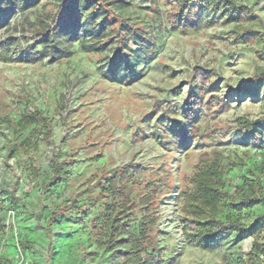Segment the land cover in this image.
Instances as JSON below:
<instances>
[{
  "label": "rangeland",
  "instance_id": "1",
  "mask_svg": "<svg viewBox=\"0 0 264 264\" xmlns=\"http://www.w3.org/2000/svg\"><path fill=\"white\" fill-rule=\"evenodd\" d=\"M234 1L249 9L250 21L224 23L201 8L194 25L172 28L168 15L179 9L178 0H118L111 6L114 13L142 33L145 42L140 47L128 39L130 64H119L113 72L108 63L116 52L115 38L99 52H88L79 43L82 30L76 36L68 30L61 51L43 54L40 46L29 47L31 30L49 22L53 0L25 9L17 5L2 19L0 264H10L13 253V245L1 248L8 210L15 213L18 243L31 264H112L101 259L91 229V222L102 216V203L90 209L83 222L78 214L55 221L50 215L72 199L79 207L86 204L99 192L103 177L126 164L132 168L123 181L139 179L138 194L147 183L159 188L149 212L156 223L155 239L170 264H264V254L259 262L249 255L253 243L264 244V223L249 235L232 233L210 250L182 234L180 193L193 189L190 179L202 157L219 160L225 192L231 195L246 182L261 199L240 210L224 204L221 218L228 216L245 226L264 218V145L256 146L236 128L238 118L264 115V86L250 85L247 94L241 90L264 70V0ZM196 16L194 10L190 19ZM249 29L259 33L256 42L236 35ZM196 67L207 70L211 78L194 79ZM190 85H201L202 98L191 99L193 108L187 114L192 120L186 122L194 133L180 143L172 136L173 127L186 124L181 113ZM211 97L226 106H217ZM24 109L41 111L49 119V137L18 130ZM27 137L31 145L24 149L20 142ZM54 153L70 166L64 181L49 187Z\"/></svg>",
  "mask_w": 264,
  "mask_h": 264
},
{
  "label": "trees",
  "instance_id": "2",
  "mask_svg": "<svg viewBox=\"0 0 264 264\" xmlns=\"http://www.w3.org/2000/svg\"><path fill=\"white\" fill-rule=\"evenodd\" d=\"M40 0H0V22L3 18L17 6L25 9L29 6L38 4ZM54 9L49 11L48 23H43L31 30V44L33 48L40 46L39 53L49 54L62 50V36L68 30L73 31L76 36L77 30H82L83 38L79 40L81 46L88 52H99L106 43L115 38L116 52L113 58L109 60L108 70L113 72L119 64L127 67L132 56V49L128 44V39L136 46H142L144 36L142 33L133 31L123 22V19L114 13L112 5L117 4L118 0H53ZM179 9L177 12L170 13L168 19L172 20V28H183L199 20V9L205 8L209 13V18L223 20L224 23H240L250 21L252 15L246 6L237 5L234 0H178ZM196 10L197 16L192 21L191 13ZM193 18V17H192ZM211 19L204 23L210 25ZM75 34V35H74ZM242 41H257L259 33L249 29L242 34L236 32ZM200 71L198 77L197 72ZM200 78L207 81L210 79V73L207 70L196 67L193 70V78ZM250 85L264 86V70L249 78L241 90L243 93L250 92ZM201 86V85H200ZM190 85L186 91V99L182 111L183 120H192L190 114H187L193 107L191 99L200 100L202 87ZM217 106L225 107V102L217 97ZM239 130L243 136H249L256 146L264 145V115L249 120L247 118H238L236 120ZM188 125V126H187ZM18 130L24 131L32 129L34 132L41 133L49 137L51 123L49 119L41 112H31L24 109L17 122ZM193 126L189 123H178L173 127L172 136L180 143L189 141L194 133ZM192 131V132H191ZM31 145V138L27 137L20 142V146L28 149ZM70 163L66 160L60 161L58 155L54 153L50 159L52 175L46 186H57L61 184L67 176ZM201 167L191 176L194 184L192 190L182 191L180 193L181 208L180 212L183 218L182 234L184 238L197 245L198 247L210 250L222 243L232 233L249 235L258 224L263 225L264 218L257 217L256 220L248 226L243 225L236 219L225 216H219L221 207L229 204L235 210L244 207H252L258 204L261 199L254 196L253 189L249 184L243 182L237 186L236 191L231 195L224 191L222 182V172L219 160L215 159L208 162L201 158ZM132 168L131 164L122 167H116L109 172V175L103 177V183L99 182V192L96 196H90L88 202L81 207L77 206V199H72L69 203L59 205L50 215V221L56 219L70 218L71 215L78 214L79 222L85 221L90 209L102 203V216L95 218L91 223V229L97 237L101 247V259L108 260L115 264H170L169 260L162 255V250L155 239L153 229L156 226L154 217L150 214L149 208L156 205V194L159 188L153 184L143 185V192L138 194L141 187V181L136 179L124 182L128 175V170ZM92 187H89L91 190ZM2 202V201H1ZM0 202V203H1ZM3 228V226H2ZM241 236V235H240ZM264 254V244L253 243L249 253L250 260H258L260 255ZM264 263V261H262Z\"/></svg>",
  "mask_w": 264,
  "mask_h": 264
},
{
  "label": "built area",
  "instance_id": "3",
  "mask_svg": "<svg viewBox=\"0 0 264 264\" xmlns=\"http://www.w3.org/2000/svg\"><path fill=\"white\" fill-rule=\"evenodd\" d=\"M1 202V199H0ZM17 238V229L15 223V213L11 210L7 211L6 222L4 223V237L2 247L13 245V253L11 255L10 264H31L27 254L20 248ZM2 251V250H0ZM1 256V253H0Z\"/></svg>",
  "mask_w": 264,
  "mask_h": 264
}]
</instances>
